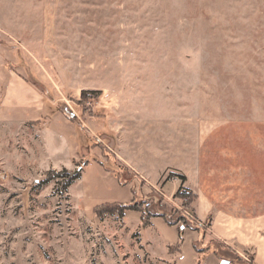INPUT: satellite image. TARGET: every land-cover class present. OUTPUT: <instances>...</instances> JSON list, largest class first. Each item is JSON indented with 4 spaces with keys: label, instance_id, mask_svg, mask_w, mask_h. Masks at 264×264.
<instances>
[{
    "label": "rangeland",
    "instance_id": "rangeland-1",
    "mask_svg": "<svg viewBox=\"0 0 264 264\" xmlns=\"http://www.w3.org/2000/svg\"><path fill=\"white\" fill-rule=\"evenodd\" d=\"M2 57L0 264H254L163 185L264 149V0H0ZM11 75L39 92L37 121L2 104ZM80 166L67 193L42 184ZM131 199L147 226L95 210Z\"/></svg>",
    "mask_w": 264,
    "mask_h": 264
},
{
    "label": "crops",
    "instance_id": "crops-1",
    "mask_svg": "<svg viewBox=\"0 0 264 264\" xmlns=\"http://www.w3.org/2000/svg\"><path fill=\"white\" fill-rule=\"evenodd\" d=\"M0 67L7 68L4 57L0 60ZM10 78L11 82L2 104L5 101H10L9 103L14 106L12 111L22 122L37 121L38 119L29 117H35L43 112L42 103L41 105L38 103L39 92L27 81L16 75H11ZM17 88L24 89L25 96L22 95L21 98L20 93L16 91ZM48 128L45 125L41 134ZM59 137L63 138L62 145H65L63 154L65 155L66 150L70 154V150L72 151L70 147L75 141L61 134ZM198 142L200 146L204 144L205 140L200 139ZM241 149L244 150V159L238 164L232 161L227 166L221 164L225 158L219 156L217 159H220L211 163V165L205 163L203 166L198 161L197 173L187 172V180L184 184L180 179L174 178L167 181L163 185V189L168 188V192H165L167 193L166 196L170 198L180 186L190 188L196 194L193 201L196 219L204 222L209 221L213 236L227 246L233 247L237 253L243 254L246 250L250 251L252 249L254 264H264V149L253 148L252 144L244 145ZM254 153L258 156H255ZM59 154L62 155V152ZM253 156L256 157L258 162H253ZM61 158L59 156L60 160L58 162H50L51 166L49 168L53 167L54 169L55 166L60 165ZM213 169L218 170L217 175L214 172L211 173ZM223 169L225 170L222 173ZM131 200H106L100 202V204L116 201L130 202ZM257 210L260 212H253ZM158 229L167 230L166 227L157 228L156 230ZM156 233L158 232L156 231ZM167 233L171 234L170 231H167ZM170 237L171 239H165L168 248L173 244L175 245L179 238L177 233ZM212 264H220L219 259L216 257Z\"/></svg>",
    "mask_w": 264,
    "mask_h": 264
},
{
    "label": "trees",
    "instance_id": "trees-1",
    "mask_svg": "<svg viewBox=\"0 0 264 264\" xmlns=\"http://www.w3.org/2000/svg\"><path fill=\"white\" fill-rule=\"evenodd\" d=\"M82 94H85V91H83ZM69 113H72V112H69ZM71 117H74V116H71ZM85 164L87 165L88 161H86ZM124 166L126 168L128 167L127 165H124ZM80 167L81 168L78 171H76V172H71L67 168H64V169H62L61 171H58V172L54 171V170H50V171L47 172V176L42 181V184L48 183V182L54 180V178L56 176H58V177L63 178L65 180L62 183V189H63V193H67L68 190H69V187L74 183V181L76 179H78L81 176V174H82L81 171L83 169V166H80ZM170 176L180 179L182 181V184H183V182L186 181V177L184 175H181V174L180 175L172 174ZM174 196H175V198H178V197L181 198L183 200V202H184V205L188 204V200H190V202H193L195 200V198H196V194L193 191H191L190 189L185 188L183 185L180 186V188L177 190V192L175 193ZM95 210L100 215H103V214H106V213H112V214L113 213H117V215H119L121 217H125L129 211L140 212L141 213V217H142L141 219L143 220L144 226H147L149 224L148 221H144L145 210H143L142 205H140V203L138 201H136V199H134V200H132L130 202H117V201L116 202H104V203H101V204L97 205L95 207ZM192 211L194 212L193 208H192ZM159 215L164 217V219L170 225L174 226L175 228L178 227L180 232L184 231V228L188 227L187 225L183 224L184 222L181 219L179 221H171L164 215V213H161ZM179 236L181 237L180 233H179ZM172 248H173V246L170 247L171 252H172Z\"/></svg>",
    "mask_w": 264,
    "mask_h": 264
},
{
    "label": "water",
    "instance_id": "water-1",
    "mask_svg": "<svg viewBox=\"0 0 264 264\" xmlns=\"http://www.w3.org/2000/svg\"><path fill=\"white\" fill-rule=\"evenodd\" d=\"M221 264H233L229 259L221 260Z\"/></svg>",
    "mask_w": 264,
    "mask_h": 264
}]
</instances>
